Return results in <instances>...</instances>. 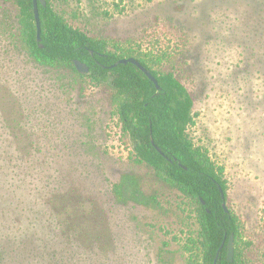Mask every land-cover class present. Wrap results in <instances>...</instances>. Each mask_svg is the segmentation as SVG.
<instances>
[{
	"label": "rangeland",
	"instance_id": "1",
	"mask_svg": "<svg viewBox=\"0 0 264 264\" xmlns=\"http://www.w3.org/2000/svg\"><path fill=\"white\" fill-rule=\"evenodd\" d=\"M89 36L140 48L193 99L188 129L223 168L242 264H264V0H53ZM41 65L0 0L2 264H187L194 207L134 159L111 89ZM154 203L122 202L126 173Z\"/></svg>",
	"mask_w": 264,
	"mask_h": 264
},
{
	"label": "trees",
	"instance_id": "2",
	"mask_svg": "<svg viewBox=\"0 0 264 264\" xmlns=\"http://www.w3.org/2000/svg\"><path fill=\"white\" fill-rule=\"evenodd\" d=\"M11 1L18 8L21 41L31 58L41 65L68 67L74 72V59L85 62L89 67L86 75L95 84L106 83L110 87L114 113L131 141L135 161L146 164L159 180L193 204L197 225L195 235L188 238L189 244L185 246L189 252L187 264H213L220 246L215 264H242L239 218L227 205L228 211L222 206L219 187L226 200L223 168L189 135L193 99L179 78L162 66L158 55L155 59L140 48L92 37L71 25L53 0H45L44 5L38 2L43 44L40 47L32 0ZM123 57L138 59L157 79L160 88L132 63L112 66ZM112 191L122 202L155 201L154 196L141 189L139 176L131 172L124 173L113 184ZM231 233L234 256L228 262L227 242Z\"/></svg>",
	"mask_w": 264,
	"mask_h": 264
},
{
	"label": "water",
	"instance_id": "3",
	"mask_svg": "<svg viewBox=\"0 0 264 264\" xmlns=\"http://www.w3.org/2000/svg\"><path fill=\"white\" fill-rule=\"evenodd\" d=\"M32 2H33V13H34L35 26H36V40H37V42H39V46L43 47V44L41 43V35H40L41 34V23H40V19H39L38 2H41L44 5L45 0H32ZM128 62L137 66L150 80H152V82L155 84L157 89L160 88L159 84L157 82V79L152 75L150 70L148 68H146L145 66H143L140 63V61L134 57L119 58L112 64V66L117 65L119 63L126 64ZM73 63H74V67H75L76 71L79 74H87L88 73L89 67L85 62H82L78 59H74ZM156 149L159 152H161L159 147H156ZM219 190H220V195L222 198V206H223L225 211H228L227 206H226V202L224 199V192H223L221 187H219ZM202 202L204 203V201H202ZM220 247L218 248V250L214 256L213 264L216 263ZM233 256H234V242H233V234L231 233L229 236L228 242H227V253H226L227 261L232 262Z\"/></svg>",
	"mask_w": 264,
	"mask_h": 264
}]
</instances>
